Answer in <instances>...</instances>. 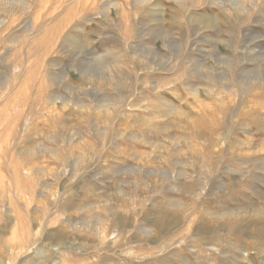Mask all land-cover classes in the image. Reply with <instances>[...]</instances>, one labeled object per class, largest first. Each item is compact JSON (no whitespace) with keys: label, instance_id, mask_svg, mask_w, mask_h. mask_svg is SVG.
Listing matches in <instances>:
<instances>
[{"label":"rangeland","instance_id":"374dc122","mask_svg":"<svg viewBox=\"0 0 264 264\" xmlns=\"http://www.w3.org/2000/svg\"><path fill=\"white\" fill-rule=\"evenodd\" d=\"M0 264H264V0H0Z\"/></svg>","mask_w":264,"mask_h":264}]
</instances>
